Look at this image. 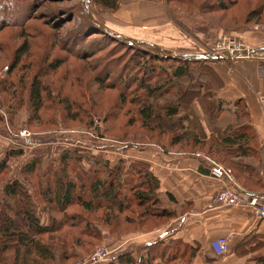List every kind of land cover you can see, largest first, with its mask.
<instances>
[{"label": "rangeland", "instance_id": "1", "mask_svg": "<svg viewBox=\"0 0 264 264\" xmlns=\"http://www.w3.org/2000/svg\"><path fill=\"white\" fill-rule=\"evenodd\" d=\"M85 1L89 4L92 16L101 24L108 26L109 21L112 20L119 24L120 28L130 30L135 34H143L139 30H147L136 25L140 23L143 16L165 8L170 25L161 28V30L163 29L161 34L165 38H169L172 37L169 31H173V33L186 35L191 39V43L187 47H172L167 43L168 41H164L163 45L175 52H207V50L218 47L219 38L223 35L234 36L245 45L241 37L242 34H264V0H121L118 8L112 11L95 5L93 0ZM219 2H222L226 8H221ZM39 4L31 13L32 21L33 23L36 22V24L34 23L35 27L38 26V23L45 25L46 32L54 36L60 47L66 43V40L70 42L68 40L69 36L72 37L77 31L80 32V27L78 28L77 25L82 20L84 8L79 0H41ZM8 14L12 20L13 17L10 13ZM47 16H54L55 19L60 20L56 29H51L50 24L46 25ZM20 30V28L10 27L0 30V41L8 44L7 50L0 48V81L6 78L13 79L15 89L21 92L20 94L17 93L18 95H15L16 97L13 100L16 102V106H18L19 101L22 100L23 102L22 107L16 109L15 113L12 108V114L10 115L7 110L8 104L3 100L10 98V96L0 92V164L7 162L6 169L0 171V202L2 201L3 187L17 178L31 194L41 216L46 220H50L52 204L47 199L43 201L40 197L39 192L41 189L39 190L37 181L44 182L46 179L45 170L51 166H54L53 172L56 171V168L59 169L60 165L56 164H61L60 158L63 155L75 159L73 162L76 171H79L77 169L79 167L81 172H92L95 160H106L109 165H114L121 156H127L128 149L129 151L132 149L145 150L152 147L160 149L159 144H165L164 149H167V151L162 149L161 151L168 153L170 158L174 155L196 156L204 153V151L207 152V147L201 150L198 146L193 148L191 144L186 145L187 142L170 145L171 130L173 129L166 124L167 128L164 132L160 133L153 130L151 133V131L142 127L141 120L131 113V103L120 101V92L113 87L114 85H111L113 88L110 89L100 86L98 80H102L101 77H104L103 74L106 71H104L102 65L108 64L107 68L110 67L109 69L115 66L109 64V60H111L109 58H116L123 53L120 46L108 51L111 48L109 46L106 50L96 53L93 56L94 62L93 59L85 62L70 56L66 59L68 61L63 62L55 72L49 71L45 74L42 70L47 66L46 57L48 54L44 52L41 44L38 43L39 41L29 38L28 41L24 42V39L19 38ZM146 36L155 39L152 34ZM96 37L100 36L86 37L85 44L92 42ZM23 42L28 45L29 50L22 56V61L17 68L8 76V67L11 70L15 58L19 54L20 47L24 44ZM30 42H32L31 45ZM158 46L163 51L168 52L165 48ZM60 47L54 48L53 57L57 55ZM72 47L73 45L70 46V48ZM72 49L75 52L76 47ZM77 55L79 54L77 53ZM125 57H127V53ZM160 66L168 68L170 65L163 63ZM213 73L218 76L216 71ZM35 74H42L40 77L45 81L49 91H52L51 97H54V101L50 100L51 103L49 102L51 97L48 96L49 93L46 91L44 96L47 97L44 98L43 107L38 114L34 115L27 101V93L20 91L18 86L21 78L29 80ZM115 76H111L114 81H111L110 84L113 82L118 84ZM21 94H23V97ZM65 99L71 102L72 111L66 110ZM200 103L202 105V102ZM187 112L189 115L198 118L192 111V104ZM207 114L208 121H211L209 113ZM36 117L41 119V124L36 123ZM199 122L205 127L202 119H199ZM211 126L215 127L213 123L210 124ZM205 132L209 134L211 130L205 127ZM147 137L151 138L148 139ZM148 141L151 142L148 143ZM133 144H138L139 147L136 148ZM249 145L256 148V150H250V157H258L260 151L256 141H250ZM12 150L22 151L23 153L10 157L9 154ZM202 156H209L215 161L230 167V163L237 162L246 163L253 167L245 157L231 156L232 161L230 160L229 163L226 160V162H223L222 158L215 157L212 154ZM35 158L38 160L36 175L23 174L21 171L23 166ZM132 161L129 159V162ZM68 176L75 179L72 175ZM255 176L258 177L256 171ZM236 180L241 184H246L249 188L255 189L241 176H238ZM137 204L135 201L124 213L114 211L107 206L88 212L82 209L81 206L71 205L68 208L69 212H73L84 219L83 224L89 221L93 225V229L96 226L100 230V237L79 236L75 228L64 227L53 233L42 235L40 238L43 242L53 244L54 264H91L88 261L89 257L97 248L102 252L115 254L114 252L127 242L129 245L130 243L137 244L142 240H146L148 236L157 232L158 229L166 227L175 218L173 215L164 217L156 213L157 210L144 209ZM1 220L0 215V222ZM81 238L82 242H77ZM107 238L118 241V248L108 245ZM67 244H70L72 248L75 244L76 256L60 261V249L66 250ZM4 256L7 258L12 257L13 251L9 250ZM186 258L187 256L179 261L187 264L185 262ZM0 264H3L1 260ZM96 264H107V262Z\"/></svg>", "mask_w": 264, "mask_h": 264}, {"label": "trees", "instance_id": "2", "mask_svg": "<svg viewBox=\"0 0 264 264\" xmlns=\"http://www.w3.org/2000/svg\"><path fill=\"white\" fill-rule=\"evenodd\" d=\"M39 2L41 0H0V30L6 27L20 28L18 37L24 39V42L28 41L29 38L39 41L38 43L41 44L44 52L48 54H46L47 66L42 72L45 74L49 71L55 72L63 62L68 61L66 59L70 56L87 62L89 59L92 60L96 53L106 50L109 46L111 48L108 51L120 46L123 53L116 58H109L111 59L109 64L115 65L111 69H109L110 67L107 68L108 64L102 65L104 71L107 72H104V77H101L102 80H98V82L101 87L109 89L115 87L120 92V101L131 103L130 111L141 120L142 127L151 133L153 130L162 133L166 130L167 124L173 129L171 130L170 145L187 142L185 144H191L193 148L198 146L202 150L207 147V152L203 150L204 153L201 155L212 154L222 158L223 162L228 161L230 163V160L232 161L231 156L241 158L250 156V150H256L255 146L249 145L250 141L254 142L255 133L249 120L248 111L244 106L239 110L237 109L236 120L229 123L223 131L211 126L209 134L205 132V127L199 122V118H195L187 112L194 100L198 99L202 102L214 95L213 91L216 90V84H212V80L219 79L209 66V63L214 61L174 60L160 56L150 46L140 43L129 44L112 39L107 34L102 33L86 17L85 13L77 25L78 28L80 27V32L77 31L72 37L69 36L70 42L66 40V43L60 47L54 36L46 32L45 25L38 23V26L35 27L34 23L36 24V22L33 23L32 21L31 13L40 5ZM79 2L82 4L81 0ZM120 2L121 0H93L95 5L110 11L117 9ZM219 4L221 8H226L222 2ZM8 13L13 17L12 20ZM47 17L46 25L50 24L51 29H56L60 20L55 19L54 16ZM93 35L100 37H96L92 42L85 44L86 37ZM29 44L31 45L32 42ZM71 45L76 47L75 52L72 51L73 47L70 48ZM57 47H60V50L53 57L54 48ZM0 48L7 50L8 44L0 41ZM28 50L29 47L26 43L20 47L11 70L8 67V76L17 68L22 61V56ZM126 53L127 57H125ZM163 63H168L170 66L168 68L160 66ZM113 75L118 81L117 83L122 86L114 82L110 84L111 81H114L111 78ZM40 76L42 74H35L29 80L21 78L18 86L20 91L27 93V101L34 115L38 114L43 107L44 98L47 97L44 96L46 91L49 93V97L52 93ZM201 77L203 78L201 79ZM12 81L13 79L10 78L0 81V92L10 96V98L6 97L8 99H3L8 104L7 110L10 115L12 108L15 113L16 109H20L23 104L21 100L16 106V102L13 100L15 95L21 92L15 89L14 81ZM218 84L220 87L222 82L219 80ZM21 96L23 97V94ZM50 100L53 102L54 97L49 99L51 103ZM239 102H241L240 99L236 101V103ZM64 105L66 110L72 111L70 101L65 99ZM223 109L222 100L215 103L213 99H210V103L205 106V111L209 113L211 119L210 124L218 115L217 113ZM35 120L39 124L42 122L38 117ZM150 142L148 141V143ZM133 146L139 147L138 144H133ZM159 146L160 149L167 151L164 149L165 144H159ZM22 153V151L12 150L9 156L13 157ZM60 160L61 164H56L60 165L59 169L56 168V171L53 172L54 166H51L45 170L46 179L44 182L37 181L38 188L41 189L40 197L43 201L47 199L52 204V216L46 224L42 223L41 214L34 199L20 180L15 178L3 187L2 201L0 202V215L2 217L0 222V260L3 264H54L53 244L43 242L40 237L64 227L75 228L79 236L99 238L100 230L96 226L93 229V225L89 221L83 224L84 219L73 212H69L68 208L71 205L81 206L88 212L107 206L114 211L124 213L136 201L141 208L157 210L156 213L164 217L175 215V211L162 207L158 193L159 179L152 173L147 162L138 160L127 162L120 158L114 165H109L108 161L97 159L93 162L92 172H81L79 167H77L79 171H76L73 162L75 159L63 155ZM230 165L231 167L227 166L233 170L235 178L241 176L250 185H255L252 181L258 177L255 176L253 167L240 162L230 163ZM6 167L7 162H2L0 171ZM37 168L38 160L35 158L26 163L21 171L23 174L36 175ZM199 169L205 173L208 172L207 167H204L202 162ZM68 175H72L75 179L69 178ZM42 185L45 187L43 186V188ZM242 185L247 186L244 183ZM82 224L83 226H81ZM80 241L82 242V238L77 242ZM259 244L261 242L251 248H256ZM74 246L72 248L70 244H67L66 250L60 249L59 260L68 257L74 258L76 256ZM9 250L13 251V256L7 258L4 255ZM197 250L196 246L189 245L181 239H161L143 242L140 245H128L119 249L115 251L114 260L107 264H183L179 260L186 256L185 262L188 264L196 255Z\"/></svg>", "mask_w": 264, "mask_h": 264}, {"label": "crops", "instance_id": "3", "mask_svg": "<svg viewBox=\"0 0 264 264\" xmlns=\"http://www.w3.org/2000/svg\"><path fill=\"white\" fill-rule=\"evenodd\" d=\"M167 19L165 8L146 14L140 19V23L136 24L147 29L139 30L143 34H135L120 28L119 24L112 20L106 26L121 35L130 36L129 38L154 42L165 48L168 51H165L166 53H174L175 51L163 45L164 41H168L167 43L172 47H187L191 39L173 31H169L172 37L165 38L161 34L163 31L161 28L170 25ZM147 34H152L155 39L147 38ZM241 37L247 47L260 50L259 56L210 62L209 66L218 73L219 79L212 80V84H216V90L213 91L214 95L202 101V105L200 101H193L192 111L203 120L205 127L210 129L205 106L210 103V99H213L215 103L222 100L224 109L217 113L212 123L217 129L223 131L229 123L236 120L237 109L244 106L248 111L255 141L260 151L258 157L246 156L245 158L258 173V179L252 181L255 183L253 185L255 190L236 181L245 189H250L249 191L261 193L264 192V105L261 104L259 96L264 90V77L261 75L264 64V49H262L264 34H242ZM219 80L222 82L220 87H218ZM238 99L241 102L236 103ZM164 152L154 147L145 150L129 151L128 149V157L121 156V159L127 162L130 159L149 164L150 170L159 179L158 193L162 206L175 211V218L169 225L158 229L137 245L161 239H181L198 248L196 255L188 264H264V220L254 219L246 207L226 206L216 201L219 184L209 176L208 172L205 173L199 169L201 162L206 167L201 153L196 156L174 155L170 158L168 153ZM41 218L43 224L49 222L43 216ZM219 237L229 239V249L222 257L216 256L211 246V242ZM117 242L107 238V244L112 247L118 248ZM259 242L261 244L258 247L251 248ZM127 246L128 242L119 248L123 249Z\"/></svg>", "mask_w": 264, "mask_h": 264}, {"label": "built area", "instance_id": "4", "mask_svg": "<svg viewBox=\"0 0 264 264\" xmlns=\"http://www.w3.org/2000/svg\"><path fill=\"white\" fill-rule=\"evenodd\" d=\"M218 47L212 50H207L213 54H222L229 52L232 56L239 57H256L259 56L260 50L250 49L231 35H223L219 38ZM261 75L264 77V64L261 68ZM259 100L264 105V90L259 96ZM208 169V174L215 179L219 184V189L216 192V201L219 204L226 206H243L246 207L251 216L256 220H264V192L258 193L245 189L235 179L232 170L221 164L209 156H203ZM214 254L222 257L229 249V239L227 237H219L211 242ZM114 260L112 252H102L99 248L94 250L90 257L89 263H103Z\"/></svg>", "mask_w": 264, "mask_h": 264}, {"label": "water", "instance_id": "5", "mask_svg": "<svg viewBox=\"0 0 264 264\" xmlns=\"http://www.w3.org/2000/svg\"><path fill=\"white\" fill-rule=\"evenodd\" d=\"M83 7H84V13L86 17L93 22V24L104 34H107L112 39L126 42L129 44L133 43H140L147 46H150L154 48L160 56H163L165 58H170L174 60H195V59H201V60H211V61H219V60H233L236 57L232 56L229 52H223L222 54H213L211 52H174V53H166L163 51L157 44L144 41V40H137V39H131L127 38L126 36H123L119 33H116L103 24H101L99 21H97L91 14L89 4L85 0H81ZM264 49V47L262 48ZM256 51V50H255Z\"/></svg>", "mask_w": 264, "mask_h": 264}]
</instances>
